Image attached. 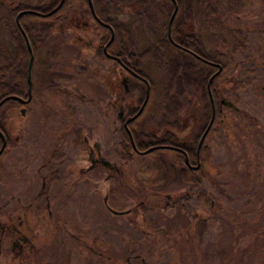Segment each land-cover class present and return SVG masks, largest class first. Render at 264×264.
I'll list each match as a JSON object with an SVG mask.
<instances>
[{"label":"rangeland","instance_id":"rangeland-1","mask_svg":"<svg viewBox=\"0 0 264 264\" xmlns=\"http://www.w3.org/2000/svg\"><path fill=\"white\" fill-rule=\"evenodd\" d=\"M16 1L0 0V18L7 15V7ZM22 1L36 4L44 0ZM168 6L166 0H117L110 7L123 26L119 35L128 49L153 45L164 34ZM70 9L44 34L46 40L39 46V55L47 56L52 71L63 72L62 84L67 90H76L73 95L77 101L76 98L66 99V95L57 96L56 91L48 92L47 96L36 88L29 103L4 111L11 143L0 155V219L13 203L10 193L25 197V202L31 199L33 210L27 214L31 227L28 236L35 246L28 256L22 253L12 258L11 235L6 231L0 243V264H128L127 261L141 264L134 253H140L147 264H264V0H188L189 11L181 13L182 26L194 27V32L202 39V47L218 50L223 67L217 83L221 84L223 95L239 107V111H235L223 106L222 121L206 138L200 156V167L207 175L203 181L205 188H192V208L200 204L201 194V203L206 205L212 198L219 199L225 212L207 224L204 240L198 237L195 243L196 248L201 249L197 252L189 240L173 239L171 231L170 235L161 236V231L156 229L165 223L166 230H170L168 223H174L175 219L164 220L153 205L162 203L163 192L179 193L185 189L174 179V175L177 178L179 174L174 170L177 163L172 159V151L163 149L154 155L129 149L119 156L113 136L109 140L107 120L112 122V132L118 126L115 113L106 114L109 94L105 79L111 63L101 60L97 51L84 42L99 41L92 21L87 19L86 28L74 25L86 19L78 13L77 0H72ZM4 19H0V42L10 47L11 25L4 24ZM76 35L84 41H78ZM6 61L0 60V65ZM146 68L152 82V95L136 122L143 131L159 135L163 128L171 130L169 126L174 117L178 124V120L190 113L195 125L203 122V116L199 117L204 103L200 86L191 80L182 92H176L174 83L169 85V75L153 56L148 59ZM88 69L94 74V82L90 83L91 78L83 72L87 74ZM7 76L6 69L2 78ZM76 86L83 96H78ZM92 93L94 111L87 102V96L91 97ZM65 103H70V108L62 119ZM138 105V94L128 90L127 109ZM77 108L79 114L74 113ZM64 122L70 126L67 137L61 129ZM83 134L89 144L94 139L100 144L101 154L111 147L112 160H122V188L113 187L104 200V168L97 166L88 174L89 179L80 180L81 186L67 194L63 205L51 201V216H46L42 208L43 215L38 218L35 213L40 211L34 201H42L43 195L35 197L40 188L36 167L46 154L32 153L28 141L57 137L61 143L56 152L57 157H61L66 151L61 140L67 138L78 152L74 161L82 167L88 163ZM77 175L83 177L75 170L71 178L76 179ZM51 183L47 190L50 200L59 192L57 182ZM205 193L210 196L204 197ZM139 200L142 204L137 213H116L108 208L124 209ZM58 215L71 227H79V231L71 230L79 236L78 240L69 234L62 235V220H57ZM86 244L102 254L87 249Z\"/></svg>","mask_w":264,"mask_h":264},{"label":"flooded vegetation","instance_id":"flooded-vegetation-1","mask_svg":"<svg viewBox=\"0 0 264 264\" xmlns=\"http://www.w3.org/2000/svg\"><path fill=\"white\" fill-rule=\"evenodd\" d=\"M80 17H83L80 15ZM70 20H72L70 18ZM75 26L78 28H86L88 26V22L86 19L81 20L80 23H74ZM106 27L109 30L110 34V28L112 29L111 25H106ZM63 28V27H61ZM194 27H175V34L178 38H182L181 34L183 32H193L195 34V37L199 41V45L202 46V39L199 38L198 34L194 32ZM113 31V29H112ZM121 32V31H120ZM120 36L119 44L121 48H127L126 43L124 42L123 38ZM99 37V36H98ZM109 38V37H108ZM76 39L78 41H84L80 35H76ZM112 39V38H111ZM108 40V39H107ZM111 41V40H110ZM109 41V42H110ZM87 45L94 48V50H98L101 46L100 40L98 43H93L92 41H84ZM105 42V46L109 43ZM103 44V45H104ZM172 44L175 47H178L184 51H186L188 54L199 58H202L198 53H196L194 50H191L184 45H182L179 42L172 41ZM102 45V49L105 50V46ZM121 50L115 46L114 49L110 48L109 51H104L107 59L103 61H109L111 63L110 65V71L107 73L106 79H105V86L107 88L109 97L106 99V103L108 106V111L106 114L110 116L112 112L115 113L116 121L118 122L117 129L113 131L112 129V122L110 119L107 120L106 124V130L109 137V140H112L111 136H113L114 141H116V145L119 147V156L124 153V149L121 145L122 142V129L127 133L128 128V122L124 125V120L130 116L128 114V109L126 106V93L129 90L128 82L130 79V76L134 77L135 79H138L141 82H145V78L136 74L134 71L128 68L125 61L120 57ZM102 60V59H101ZM32 63V58H31ZM215 69L210 73V75L215 72L217 69V64L220 65V63L216 60L209 61ZM27 64V60H26ZM221 66V65H220ZM84 69V67H82ZM221 69V68H220ZM85 71V76H88V78L94 82V74L91 72L90 69ZM220 70L215 74H218ZM79 73V72H78ZM26 74V73H25ZM209 75V76H210ZM212 75V76H213ZM209 76L206 79V84ZM30 78H31V95L28 100H18L20 104H27L32 100L33 93L36 88H38L39 91L44 92L45 95L49 96L48 92L56 91L57 96L66 95V99L76 98L73 93L76 92L74 88L72 89H66V86L62 84V80L64 79L63 72L58 71H52L51 67L48 64V58L44 55H39L36 57L35 61V74L32 78L31 76V64H30ZM56 78V79H55ZM218 78V77H217ZM84 79V78H83ZM26 82V77H25ZM216 103L211 95V92L209 90V84L207 88V92L209 94L210 99V117L212 115V119L214 116L215 111H218V122L215 125H212V119L211 122L208 123L209 119L205 121L204 116L202 112L199 113V117L202 118L203 116V122L198 123V125H195L194 120L192 119L191 113L188 116H185L182 120H178L176 117L173 118L172 124L169 126L171 130V136L170 141L171 143H160L158 145H166V146H160V147H167L169 150L172 151V159L177 163L176 167L174 166V170L178 172V177L174 175V179L176 181H179L183 187H185L184 190L180 191L179 193H167L163 192V201L162 203H156L153 205L155 209H157L156 213L161 214V217L164 220L170 221L172 217L175 219V222L171 224V222L168 223V229L166 230V224L163 223L162 227L157 226L156 229L161 231V236L170 235L169 231H171V238L173 239H182V240H189L192 244V249H194V252H197L198 250L196 248V241L198 240V237H200L201 241L204 240L205 234L208 230L207 224L210 222V220L214 219V217H219L222 215L225 210L223 211V205L222 202L219 201V199H210L209 203L204 205L201 203L203 202V196L199 194L200 196V204L197 206H194L192 208V188H195V190H199L201 188H205V184H203V181L206 179V172L203 168L200 167V146L203 143L205 146L206 138L209 137L210 133L214 131V129H217V126L222 121V109L223 106L229 107L232 110L239 111V107H237L233 101H231L229 98H227L222 93L221 84L217 83L216 79ZM74 81L72 82V84ZM79 83V80L77 81ZM62 86L60 87L59 85ZM92 85V84H91ZM74 86V85H73ZM90 88V87H89ZM26 89H27V82H26ZM25 89L24 96H20L21 98H25L27 95V91ZM76 89L79 91V97L83 96L84 93H82L78 86H76ZM91 91L94 92V86H91ZM60 94V95H59ZM45 101L44 98H42ZM77 101V98L75 99ZM64 102V101H63ZM87 102L89 104L90 109L93 108L94 111V93H92L91 97L87 96ZM72 106H74L72 104ZM13 107V106H10ZM23 107V106H22ZM20 107V108H22ZM63 113L61 118L64 119L66 116V112L70 108V103L63 104ZM138 107V106H137ZM136 107V108H137ZM9 108V107H8ZM19 108V110H20ZM7 109V108H6ZM24 109V107H23ZM75 114H79L80 111L77 108L74 112ZM81 113L83 111L81 110ZM175 115V113H174ZM197 114L194 115V118L196 119ZM179 118V117H178ZM68 122H64L61 129L64 131V136H68V132L70 129V126L67 125ZM76 127H81L79 125V122L77 121ZM208 126V127H207ZM137 128L141 129L139 125L136 126ZM211 127V128H210ZM207 128V129H206ZM56 129V128H55ZM206 129L202 139L199 142V147L197 148V143L199 141L200 135L203 133V131ZM154 133V132H153ZM162 133L160 131L159 135ZM128 134V133H127ZM155 135V136H159ZM73 136V135H71ZM76 136V135H75ZM56 137V136H55ZM196 137V138H195ZM5 138V137H4ZM87 136L82 135V141L87 145L86 148V157L88 160L87 165L78 167V163H76L74 160L76 159V156L78 155V152L72 148V144L69 139L64 138L62 139V143H65L64 148L66 149L65 153L62 154L61 157H57V150L60 140L56 137L50 138V136L37 139V141H28L27 145H30L31 152L36 154L39 152H42L46 155L43 156V161L37 165L36 171L38 172L40 176V188L38 189L36 196L43 195L42 201H38L39 199L35 200L34 203L37 204L39 213L36 212L35 214L38 215V218H40L43 213L41 212V209L43 208L45 210L46 216H51L52 211L50 208L51 201L58 202L59 204L63 205V199L67 196V194L72 191L75 192V190L78 189L79 186H81L80 180L84 178H90L91 171L97 167V166H103L104 168V180L106 182V193L103 199L105 200L106 197L109 196L110 193H112V188H122L123 185V167H122V160H112L111 156V147H109V151L105 152L104 155L100 152V144L94 139L92 140V143L89 144L87 141ZM195 139V145L192 149V146L190 143H192ZM1 143V142H0ZM6 143V140H5ZM5 146V144H4ZM63 148V146H62ZM46 149V151H45ZM3 150V149H2ZM2 154V151L0 152V155ZM116 155V154H113ZM191 155V161H189V157ZM179 156H181V159L183 160V163H180L178 161ZM198 160V165L197 164ZM183 165H186L188 170L183 169ZM43 169H46L43 171ZM77 170L78 174H82L83 177H78L77 175L76 179L71 178L74 171ZM193 171H196L199 175V182L195 185H192V179H191V173ZM183 173L184 177H181V174ZM81 178V179H80ZM94 180V179H93ZM57 182V190L59 191L55 197L50 200L47 190L50 187L51 182ZM84 187V186H83ZM210 194L205 193L204 197H209ZM9 197L13 198V203L8 206V209L6 211V215H3V219H0V243L3 238L4 233L7 231L10 233V251L12 253V258H17L20 254L24 253L23 256H28L30 252L33 250V247L35 246L30 237L28 236V232L31 230L30 223L27 219V214L32 213L33 210V202L32 200H27L25 202V197L21 198L19 194L14 195V193H10ZM9 198V199H10ZM11 198V199H12ZM10 199V200H11ZM6 204V201H4L3 205ZM142 204V201L139 200L138 203L134 204L133 206H126L124 209H113L111 207H108L111 212H123L124 214L127 213H134L138 212L139 205ZM60 205V206H61ZM154 209V210H155ZM168 209L166 212L165 210ZM58 221L62 220V216L58 215L57 217ZM67 220L64 219L61 222V232L62 235L69 234L73 236L76 240H78L79 236L74 234L71 230H77L79 231V227L77 225L71 227L70 225L66 224ZM173 222V221H172ZM106 231H109V228L105 229ZM95 239V236H92V240ZM86 248L91 250L92 252L100 255L102 254L101 251H98L97 249L93 248L92 245H85ZM1 250V248H0ZM134 257H138L141 264H147L144 260L143 256L140 253H134ZM128 256L125 257V260H128ZM128 264H130L127 261Z\"/></svg>","mask_w":264,"mask_h":264},{"label":"trees","instance_id":"trees-1","mask_svg":"<svg viewBox=\"0 0 264 264\" xmlns=\"http://www.w3.org/2000/svg\"><path fill=\"white\" fill-rule=\"evenodd\" d=\"M58 1L59 0H44L40 3L29 4L22 0H18L7 7V15L4 17L5 19L3 18V16L0 18L4 19V24L9 23L11 25L9 34L12 38V44L9 45L10 47H7L4 43L0 42V60H8L4 64L0 65V99L7 94L24 96L26 89L25 73L28 50L26 48L24 38L15 24L14 15L17 13V11L23 10L18 15V22L23 29L32 50L31 76L33 78L35 74L36 57L39 56V46L42 45V43L46 40L44 34H46V32L49 31L51 27H53L56 21L64 18L66 13L69 11L70 4L72 2V0H63L59 7L54 11L48 14H44L50 11L58 3ZM90 1L92 3L94 14H92L89 9L88 0H77L79 5L78 13L79 15L85 17L86 20L90 19L93 23L95 32L98 34L99 40L101 42V46L97 50L99 58L102 60H106L107 56L105 52L109 51L110 48L114 49L117 45V47L121 50L120 57L125 61L128 68L134 71L136 74L144 77L148 82V97L142 111L145 109V106L149 102L152 95V82L148 75L146 65L148 59L153 56L157 64L161 66L162 70H164V72L166 71V73L169 75V85L170 83H174L176 92H182V90H184L185 88L186 83L190 82L191 80L195 84L200 86L201 94L204 98L202 114L205 121H207L210 117V99L206 88V79L215 69V67L211 63H209V61L216 60L220 63L218 56L219 52L218 50H206L204 47L200 46L199 41L197 40L193 32L187 33L182 31L181 39L176 36L175 27H183L181 13L187 14V12L189 11L188 0H174L176 3V11L170 22L169 36H167L165 27L164 34L161 37L157 38L153 45L146 46L138 50H131L128 49V47H125L123 49L119 44V33L123 30V26L120 22H118L115 13L113 11H110V7L113 6L117 2V0ZM166 1L169 5V15L173 6V2L172 0ZM25 9H32L37 12L28 11ZM71 11L73 10L70 9V12ZM107 24L111 25L113 29V37L111 41L105 46V50H103L102 45L107 41L109 37V30L106 27ZM172 41L179 42L185 47L194 50L204 59L202 60L196 58L188 54L186 51L175 47L172 44ZM220 65L222 69L223 64L220 63ZM6 69L8 71V76L2 78V74L6 71ZM218 74L213 75L209 80V90L215 103L217 98V84L215 81ZM128 87L129 90L135 91L138 94V102L140 103L144 95L145 82H141L138 79L130 76ZM19 104L20 102L17 99L13 98H6L0 103V131L2 132L6 140L2 152L11 143L10 134L7 131L4 123V111L10 106ZM135 110V107L129 108L128 114H132ZM140 113L134 119L128 122V128L131 138L133 140L134 146L138 150H142L150 145L171 143V133L167 128H163L162 133L159 136H155L152 131L146 132L142 129L137 128L136 122ZM218 117V111L216 110L212 119V125H215L218 122ZM121 145L126 152H128L129 149L132 152H138L132 148L130 138L123 129ZM190 145L193 149L195 145V139L192 143H190ZM163 149L168 148L155 147L148 153L155 155L159 152V150ZM203 150L204 144L202 143L200 146V156ZM178 161L184 164L181 156H179ZM189 161H191V155L189 157ZM187 168L188 167L186 165H183L184 170H188ZM181 177H184L183 173L181 174ZM191 179L192 185H195L199 182V175L196 171H193L191 173Z\"/></svg>","mask_w":264,"mask_h":264},{"label":"water","instance_id":"water-1","mask_svg":"<svg viewBox=\"0 0 264 264\" xmlns=\"http://www.w3.org/2000/svg\"><path fill=\"white\" fill-rule=\"evenodd\" d=\"M62 1H63V0H59L58 3H57V4H56V5H55L50 11H48V12H46V13H44V14H48V13L54 11L56 8L59 7V5L62 3ZM172 2H173V6H172V9H171V11H170V13H169L167 19H166V25H165L167 36H169L170 22H171V20H172V18H173V15H174L175 11H176V3H175L174 0H172ZM88 6H89V9H90L91 13L94 14L93 7H92V3H91L90 0H88ZM25 10L33 11V12H37V11L32 10V9H25ZM22 11H23V10L17 11V13L14 15V21H15V24H16V26L18 27L19 31L21 32L23 38H24L25 45H26V48H27V50H28V57H27V64H26V74H25L26 82H27V89H26V91H27V92H26L27 95H26L25 98H21L20 96H17V95H15V94H7V95H5L4 97H2V98L0 99V103H1L3 100H5L6 98H13V99H17V100H23V101H25V100H28L29 97H30V95H31L30 64H31V58H32V50H31V47H30V43H29V41H28V39H27V37H26V35H25L23 29L21 28L19 22H18V15H19V13L22 12ZM112 37H113V31H112V29L110 28L109 38H108V40L106 41V43L109 42V41L111 40ZM106 43H105V44H106ZM105 44H104L103 46H105ZM220 68H221V66H220L219 64H217V69L215 70V72H213V73L209 76V78H208V80H207V84H206V85H207V88H208V84H209V80H210V78L212 77V75H213L214 73L218 72V71L220 70ZM147 97H148V82H147V80H145V89H144V95H143V98H142L141 102L139 103L138 107L136 108V110H135L130 116H128V117L124 120V125H125L127 122H129V121H131L132 119H134V118H135V117H136V116L142 111L143 106H144V104H145V102H146ZM23 110H24L23 107L20 108V112H21V113L23 112ZM211 119H212V115H211V117H210L208 123L211 122ZM207 127H208V126H207ZM206 129H207V128H206ZM206 129L203 131V133H202V134L200 135V137H199V141H198V143H197V148L199 147V142H200V140L202 139V137H203V135H204ZM127 133H128L129 138H130V142H131L132 148H133L135 151H138V152H140V153H147V152H149L150 150H152V149L155 148V147L166 146V145H158V144H155V145H150V146H148V147H146V148H144V149H142V150H138V149L134 146L133 140H132V138H131V135H130V132H129L128 129H127ZM0 137H1L0 152H1L2 149H3V147H4V144H5V138H4V136H3V134H2L1 131H0ZM197 165H198V160H197V164H196V166H197Z\"/></svg>","mask_w":264,"mask_h":264}]
</instances>
